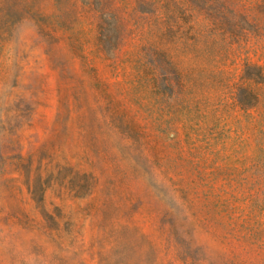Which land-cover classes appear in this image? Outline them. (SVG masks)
<instances>
[{"label": "rangeland", "instance_id": "1", "mask_svg": "<svg viewBox=\"0 0 264 264\" xmlns=\"http://www.w3.org/2000/svg\"><path fill=\"white\" fill-rule=\"evenodd\" d=\"M0 264H264V0H0Z\"/></svg>", "mask_w": 264, "mask_h": 264}, {"label": "trees", "instance_id": "2", "mask_svg": "<svg viewBox=\"0 0 264 264\" xmlns=\"http://www.w3.org/2000/svg\"><path fill=\"white\" fill-rule=\"evenodd\" d=\"M103 42H106V41H103Z\"/></svg>", "mask_w": 264, "mask_h": 264}]
</instances>
